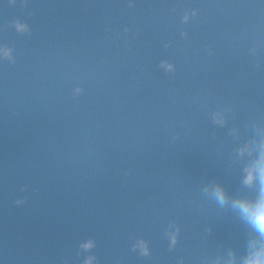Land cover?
<instances>
[{"label": "water", "instance_id": "obj_1", "mask_svg": "<svg viewBox=\"0 0 264 264\" xmlns=\"http://www.w3.org/2000/svg\"><path fill=\"white\" fill-rule=\"evenodd\" d=\"M262 205L264 0H0V264H264Z\"/></svg>", "mask_w": 264, "mask_h": 264}, {"label": "clouds", "instance_id": "obj_2", "mask_svg": "<svg viewBox=\"0 0 264 264\" xmlns=\"http://www.w3.org/2000/svg\"><path fill=\"white\" fill-rule=\"evenodd\" d=\"M247 180L248 182H250L252 180V176L249 175ZM256 221L260 225L261 228H264V205L260 207L257 217H256Z\"/></svg>", "mask_w": 264, "mask_h": 264}]
</instances>
